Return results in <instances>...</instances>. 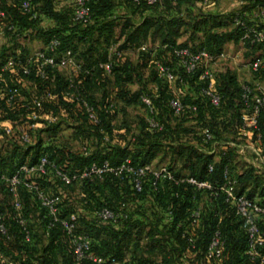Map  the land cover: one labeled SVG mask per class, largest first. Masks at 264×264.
<instances>
[{
  "label": "trees",
  "instance_id": "1",
  "mask_svg": "<svg viewBox=\"0 0 264 264\" xmlns=\"http://www.w3.org/2000/svg\"><path fill=\"white\" fill-rule=\"evenodd\" d=\"M22 1L24 0H0V10L5 13V18L0 19V66L7 59L21 62L11 71L0 74V82L3 87L16 90V96L10 106L0 94V123L19 122L25 124L32 112H39L45 117L54 118L55 121L50 125L36 129V131H30V135L34 136V139L28 147L21 145L16 140L0 136V148L5 144L8 150H2L0 153V176L4 174L11 177L22 164H35L41 156H46L59 169L73 172L95 161L108 160L113 165H118L127 158L135 167L153 166L152 162L159 154L166 155L170 152L172 163L178 158L182 163V170L167 167L176 177H193L213 184L222 183L223 171L227 167L230 176L237 180L238 192L246 193L253 199L257 197L254 194L255 189L249 192V188L254 182L258 184V170L255 167V169L251 167L243 172H238L234 167L231 169L230 151L225 147L219 153L218 161L213 162L214 155L207 153L211 150L212 144H205L202 141L201 131L205 127H208L212 132L213 141L217 140L223 132L232 131L239 135L240 84L236 75L230 71L218 75L219 85L216 86L215 83V90L222 95L223 102L219 108H212L206 100L207 107L214 112L210 117H205L203 112L200 113L196 102L201 97L205 98L201 94V89L205 86V82L200 79L202 69H198L193 74H186L171 55L172 47H186L176 45L171 38L176 19L165 23L168 33L162 39V43L157 47L155 53L159 59L158 63L169 67L175 75L182 78V83L177 80L174 84H169L160 79L157 73V78L161 80V83L156 87L157 93L154 97L145 91L130 93L127 89L128 85L135 80L143 83L140 78V70L146 66V63L140 59L133 65L118 49L116 51L121 54L120 56H111L112 68L109 74L99 67L100 63L107 61L109 48L115 47L114 44L117 42L113 38L116 27L113 10L118 5L127 4L135 7L136 10L153 11V14L157 12L158 17L153 15L151 20H146L143 23V31L147 33L155 27V24H158V21L161 23L172 10H175L173 5L181 4L186 0L176 3L162 1L153 6L137 5L131 0H91L92 23L86 27L73 21L75 0H28L31 4V13L29 14L22 12ZM253 1V4L242 2L240 15L245 20L249 19L245 12L251 10L253 6H264V0ZM191 4L198 5V10L201 12L199 16H205L200 0H192ZM44 21L48 23L47 26H44ZM206 22L204 21V23ZM162 25L164 24L159 25L156 31L162 29ZM10 27L12 28L9 29ZM239 35L240 29L235 27L232 34H217L206 30L204 46L198 50L204 49L210 54L218 55L225 43L233 38L238 41ZM155 36L153 35L154 40ZM52 38H57L60 41L58 52L71 50L75 59L81 63L80 71L45 67L42 75L37 61L32 59L28 62L34 51L27 50L25 45L38 39L41 41L39 49H42ZM100 48H104V55L99 54ZM256 49L264 50V43L252 47L250 50ZM164 53L168 57V61L165 58L160 60L161 54ZM148 55L149 53L146 54V58L149 57ZM22 65L30 68L29 75L22 74ZM254 76L256 80L264 81V69L254 73ZM26 81L31 82L37 89L34 93L26 87ZM107 81L112 82L113 93L124 104L128 105L137 99L143 105L140 101L141 95H149L156 109L157 118L164 126L163 131L155 133L146 131L145 120L138 133L127 140L129 130L126 127L122 129L123 127L115 125L113 118L115 111H113V105L107 98L108 96L106 97L107 93L103 91V95L98 101L92 97L95 96L92 90L98 86H104ZM47 93H50L51 97L43 99L41 109L35 108L33 99ZM195 94L197 98L191 101L190 97ZM77 96H80L95 109L99 120L98 124L89 121L83 104L75 98ZM174 96L180 97L185 104H195L197 106L195 116L186 114L181 117H173L167 103ZM166 114H170L176 119V123L172 125L168 122L165 119ZM39 121L45 123L42 119ZM64 125L68 128H65ZM84 125L87 127L85 128ZM69 129H72L73 133L67 135L71 137L66 138L63 142L67 143L74 139L80 141L84 144L85 152L79 154L71 152L66 146L61 145L62 141H57L58 137ZM87 142H92L95 145L93 149H88ZM209 165L213 166L211 173L208 172ZM150 181L149 176L145 180L142 193H136L131 182L127 179L120 180L107 176L102 181H84L77 185L81 190V199L76 205L65 194V189L72 186L63 187L51 171L38 179L43 188L52 194L61 196L64 213L78 211L77 231L92 238L93 251L98 256L114 257L122 261L130 246L129 243L134 241V238L138 240L147 235V239L151 241L150 250L161 249L162 253L164 252L161 262L155 263L147 259H139V261L133 258L129 264H260L258 260L251 261L247 257V236L244 222L224 202L222 195L213 197L209 195V192L197 190L190 185L177 187L167 181L161 182L157 190L154 191ZM263 195L264 189L261 190L260 195L258 193L257 198L261 200ZM20 200L24 206V213L26 216L31 215L34 221L32 225H35V219L38 218L36 202L29 193L22 189H20ZM11 202L12 198L5 183L2 182L0 204L1 209L10 213L7 217V224L13 238L8 241L0 237V252L7 259L6 262H2L0 259V264H75L71 248L60 229H55L45 244L39 242L37 246L33 247L20 245L18 243L19 230L12 218ZM259 203L264 205L262 201ZM123 204V212L127 213V219L111 223L103 222L95 216V210L99 208L120 210ZM198 207L201 209V220L195 232L197 249L188 250V243L183 235H187L190 230L188 220L190 213ZM168 208L172 211V220L170 221L165 216ZM39 227L37 228L40 229ZM216 230H219L222 235L224 249L221 259L212 263L206 261L204 253ZM144 231L146 233L142 235ZM35 235H42V233L38 232ZM155 235L164 237L163 242L156 239ZM261 252L264 256V248Z\"/></svg>",
  "mask_w": 264,
  "mask_h": 264
},
{
  "label": "built area",
  "instance_id": "2",
  "mask_svg": "<svg viewBox=\"0 0 264 264\" xmlns=\"http://www.w3.org/2000/svg\"><path fill=\"white\" fill-rule=\"evenodd\" d=\"M131 1L137 5L153 6L162 1L176 3L182 0ZM239 1L254 3L253 0ZM90 2L91 0H75V10L73 13V21L75 23L84 27L92 23ZM200 3L206 8L214 5L215 0H200ZM21 10L23 13H31V4L28 0L22 1ZM245 14L249 20H245L240 14H236L233 21L234 27L240 29L238 44L250 50L252 47L264 43V6L255 5L251 10L245 12ZM2 18H5V13L0 10V19ZM59 46V39L52 38L42 49L34 51L29 57L28 62L32 59L37 61L42 75L45 67L70 69L74 72L80 71L81 63L75 59L71 50L58 52ZM108 53L107 61L100 63L99 67L109 74L112 68L111 56H120L121 53L117 52L113 46L109 48ZM171 55L177 60L178 66L186 74H193L198 69H202L200 79L205 82V86L201 89V94L212 108H219L223 102V97L215 90V78L211 67L216 65L218 58L222 57L223 54L213 55L204 49L192 50L189 47H172ZM18 64H21L18 60L7 59L0 66V74L11 71ZM246 67L253 74L264 69V50H261L259 54L253 57ZM21 69L23 75H29L30 68L28 66L22 65ZM157 73L160 79L169 84H174L177 80L181 83L183 82L181 77L175 75L169 67L164 65H157ZM0 94L10 106L16 96V90L11 88L6 89L0 82ZM50 97V93L35 97L33 99L35 108L41 109L43 99ZM75 98L83 104L89 121L93 124H98L99 120L95 109L89 106L80 96ZM140 101L147 109L146 131L152 133L163 131L164 126L157 118V112L151 97L147 94L141 95ZM240 105L241 114L238 127L239 136H241L238 138L240 141L238 143H226L225 145L236 148L238 153H248L254 160L255 168L264 175V81L254 80L251 83H241ZM167 106L173 117H181L186 114L195 116L197 113V106L195 104H185L178 96L170 98ZM40 119L44 120L45 123H41ZM54 121V118L45 117V115H41L39 112H32L28 117V122L25 124L19 122L0 123V136L16 140L21 145L28 147L34 139V136L30 135V131H36V129L50 125ZM201 135L202 141L205 144H214V136L208 127L202 129ZM83 151H86L85 148H83ZM207 153L214 154L215 147L207 151ZM212 170L213 166L209 165L208 172L211 173ZM50 171L63 187L80 185L84 181H102L105 177L112 176L120 180L127 179L131 182L133 190L136 193H142L145 180L150 176V185L154 191L157 190L161 182L167 181L177 187L190 185L197 190L209 192V195L213 197L222 195L224 202L244 222L247 236V257L251 261L258 260L260 264H264V256L261 252L264 248V205L256 199L248 197L246 193L238 192L237 180L230 176L227 167L223 171L222 183L213 184L208 181L197 180L193 177H176L167 167L153 168L151 165L135 167L131 165L128 158L118 165H113L108 160L95 161L84 166L82 169L67 172L59 169L46 156H41L35 164H22L11 177H7L4 174L1 175L0 185L2 182L5 183L7 191L12 198V218L19 230L18 243L20 245L33 247L37 246L39 242L45 244L50 239L51 233L55 229H60L71 248L75 264H129V261L125 259L121 261L114 257H101L94 253L92 238L77 231L79 224L78 211L64 213L61 205V196L52 194L38 182L39 178L46 176ZM20 189L29 193L34 202H36L38 218L35 219V225H32L34 221L31 215L26 216L23 211L24 206L20 200ZM123 207L124 204L120 210L102 207L95 210V216L103 222L117 223L121 219L128 218L127 213L123 212ZM9 214L7 211L1 209L0 204V237L11 241L13 235H10L7 224ZM165 216L167 220H172V211L169 208L166 210ZM188 220L190 230L183 237L187 240L188 250H196L195 232L200 224L201 209L199 207L194 209L190 213ZM38 226H40V229L37 228ZM38 232L42 233V235H35ZM223 249L224 240L219 230H216L209 240L204 258L207 262L214 263L221 259ZM0 259L2 262L7 261L1 252Z\"/></svg>",
  "mask_w": 264,
  "mask_h": 264
},
{
  "label": "rangeland",
  "instance_id": "3",
  "mask_svg": "<svg viewBox=\"0 0 264 264\" xmlns=\"http://www.w3.org/2000/svg\"><path fill=\"white\" fill-rule=\"evenodd\" d=\"M191 3L192 0H186L181 4L173 5L175 10H172L170 15H166L167 18L161 23L158 21V24H155V27L151 28L147 33H144L143 31V23L146 20H151L153 15L158 17L159 14L157 12L153 14L154 12H150V10H136L135 7L127 4H120L113 10V16L116 18L114 20L116 27L113 34L114 40L117 41L116 44H114L115 48L120 50L122 55H125L133 65H135L140 59L146 63V66L140 70V78L143 80L144 84L135 80L132 84L127 86V89L130 93H139V91H145L153 97L156 95V87L159 85V83H161V80L157 78L156 69L157 65L159 64V59L156 57L155 50L162 43V39L168 33L165 23L176 19L175 28L171 32V38L174 40V43L176 45L189 47L193 50H198V48L204 46L203 44L206 30L217 34H232L234 30V15L240 14V11L242 10V2L239 0H216L214 5L202 8L205 16H199L201 12L198 10V5H192ZM204 21L207 22L204 23ZM47 24L48 23L44 21V26H47ZM161 24H164L162 25V29L156 31L157 27ZM153 35H156L155 40ZM25 47L31 52L35 51L41 47V41L38 39L30 41L27 43V45H25ZM103 49L104 48H100L101 51L99 54L104 55ZM260 52L261 49L251 51L241 47L238 44V41L234 38L231 41L225 43L222 46L220 52L223 54V56L219 57L216 65L211 67L216 86L219 85L218 75L220 73H224L225 71L234 73L239 84L251 83L256 80L254 74L248 67H246V65ZM148 53L149 57L146 58V54ZM162 58H165L166 61H168V57L165 55V53L161 54L160 60ZM26 87L30 92L33 93L35 90H37L29 81H26ZM112 89V82L107 81L104 83V86H98L92 90L95 95L92 97L95 99V101H98L101 99L103 91L107 93L106 97L108 96L107 98L113 105V111H115L113 117L115 125L118 127H123L122 129H124V127L128 128L129 134L127 136V140L128 138L131 139V137L138 133L139 129L144 125V122L147 118V109L137 99L128 105L124 104L123 101H121L116 96V94L113 93ZM188 94L190 93L188 92ZM22 95L24 96V94ZM190 98L191 101H194L192 99H196L197 95L195 94V96L193 95V97L191 96ZM196 103L199 106L200 113L203 112L205 117H210L212 112H214L210 111V109L207 107V101L205 98H199V101ZM165 119L172 125L176 123V119L171 117L170 114H166ZM64 126L65 128H68L66 125ZM84 127L86 128L87 126L84 125ZM72 133V129H69L68 131L64 132V134H62L64 136H59L57 141L63 142V140L66 138H70L71 136L69 137L67 135H71ZM240 137L241 136H239L238 133H233L232 131L223 132L221 136H218L217 140L214 141V144L211 143L212 146L210 145L212 148L215 147V153L212 154L214 155L213 162L218 161L219 153L222 151L223 147H227L230 151L229 155L231 159V169L234 167L238 172H243L250 169L251 167L254 168V160L248 153H238L236 148L225 145L226 143H238L240 141L238 138ZM87 143V147L90 150L95 146L92 144V142ZM61 145L66 146L69 151L78 154L83 152L84 148V144L75 139L67 143L63 142ZM2 150H7V146L5 144H3L0 148V153ZM181 164L182 163L179 158L176 159L174 163H172L170 159V152H168L166 155L163 153L159 154L152 162V167H175V170H182ZM257 182L258 184H255V182L252 184V186L249 188V192H251L252 189H255L254 194L258 197V193L260 195L261 190L264 189V175L260 172L258 174ZM65 190V194L70 197L76 205H78L80 202L79 200L81 199L80 187L74 185L71 188H67ZM257 197H255V199ZM256 200L262 201L264 203V195L261 200H259V198ZM146 236L147 235L144 237L142 236V238H139L138 240L137 238H134V241L129 243L130 246L124 255L125 260L132 261L134 258L136 260L147 259L155 263L161 262V257L163 256L164 252L162 253L161 249H157L155 251L150 250L149 244L151 241H149ZM155 237L157 236L155 235ZM155 237L153 236V239H155ZM156 239L163 242L164 237L158 236Z\"/></svg>",
  "mask_w": 264,
  "mask_h": 264
},
{
  "label": "crops",
  "instance_id": "4",
  "mask_svg": "<svg viewBox=\"0 0 264 264\" xmlns=\"http://www.w3.org/2000/svg\"><path fill=\"white\" fill-rule=\"evenodd\" d=\"M145 233H146V231H144V232L142 233V235H145Z\"/></svg>",
  "mask_w": 264,
  "mask_h": 264
}]
</instances>
